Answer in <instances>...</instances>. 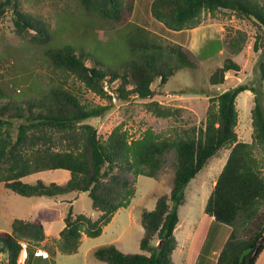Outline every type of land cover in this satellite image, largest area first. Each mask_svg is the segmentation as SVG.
I'll use <instances>...</instances> for the list:
<instances>
[{"label":"trees","instance_id":"16d2710c","mask_svg":"<svg viewBox=\"0 0 264 264\" xmlns=\"http://www.w3.org/2000/svg\"><path fill=\"white\" fill-rule=\"evenodd\" d=\"M77 3L89 17L87 22L82 21L87 26L94 19L100 27L126 28L123 39L127 55L116 65L102 59L92 42H84L78 48L54 43V31L26 12L20 0H0V22L12 10L16 34L27 44L43 47L45 59L60 73L56 84L32 94L0 86V98L5 99L0 104V183L27 198L65 199L72 192H86L98 217L75 214L68 199L64 226L59 232L61 251L74 253L83 234L92 238L101 235L117 210L129 206L135 189L130 187L127 175L157 177L164 165V155L172 150L175 164L169 193L159 197L153 209H144L140 214L144 232L139 248L143 253H125L115 244H105L93 253L106 264H172L171 255L178 246L175 229L185 202V190L220 149L229 148L204 212L238 230L253 226L254 232L242 237L231 231L215 264H256L264 251V226L260 218L264 174L254 154V148L264 154L263 89L242 83L211 97L205 121L199 127L174 129L170 134L146 128L133 137L121 122L102 137L87 120L103 114L107 105L83 102L77 90L66 86L67 78H74L101 99L111 98V94L123 100L148 99L146 106L151 114L177 119L182 112L180 107L150 100L151 86L156 80L165 85L179 70L194 69L196 63L183 45L165 42L161 36L130 22L135 0H77ZM220 10H229L250 21L257 31L253 49L264 50V0H152L150 4L151 15L174 31L196 28L203 15L214 16ZM77 25L82 38L91 34L90 28ZM227 37L229 46L240 51V41ZM259 68L263 84L264 60ZM238 70L236 63L226 59L210 74L209 84H223L225 72ZM244 91L254 95L250 143L239 141L236 132V98ZM47 170L68 171L69 179L63 184L25 181ZM51 218L49 214L47 219ZM42 221L38 216L14 218L8 231H0V264H20L22 242L26 244L22 264L40 261L41 255L36 254L45 239ZM247 248L250 252L239 263Z\"/></svg>","mask_w":264,"mask_h":264},{"label":"rangeland","instance_id":"374dc122","mask_svg":"<svg viewBox=\"0 0 264 264\" xmlns=\"http://www.w3.org/2000/svg\"><path fill=\"white\" fill-rule=\"evenodd\" d=\"M151 1L135 0L130 22L147 28L155 35L161 36L165 42L183 45L189 50L196 67L179 70L165 85H160L156 80L151 86L153 93L150 100L154 99L171 107H180L182 112L177 119L159 118L148 111L146 106L148 99L131 97L123 100L114 94H111V98L101 99L87 91L74 78H67L66 86L77 90L83 102L90 105H107L108 109L103 114L87 120L97 127L102 137H106L111 129L121 122L133 137H138L146 128L170 134L174 129L199 127L205 121L211 97L242 83H250L264 91V82L260 83L259 68L260 61L264 60V50L253 49L257 31L250 21L236 17L229 10H220L214 16L203 15L202 23L196 28L174 31L166 28L151 15ZM20 2L26 12L40 18L54 31V43L71 44L78 48L84 42H92L95 44L96 53L112 65H116L127 55L123 39L126 28L117 30L111 29L109 25L100 27L94 19H91L87 26L82 21L87 22L89 17L83 13L77 0H20ZM12 17V10H9L5 19L0 22V86L20 89L26 95L56 84L60 73L56 72L45 59L43 47H35L22 40L14 30ZM77 23L85 25L87 29L90 28L91 34L87 38H82ZM227 35L240 41V51H235V47L229 46ZM226 59L236 63L239 70L225 72L223 84L210 85L208 81L210 74ZM63 79L61 77V80ZM253 97L250 91H244L236 98L238 140L248 143L252 141ZM4 102L5 99L0 98V104ZM229 151V148H222L209 160L197 177L188 184L184 206L180 207L182 225L188 212L195 215L193 227L199 231L193 252L200 255L204 264L214 263V251L224 247L231 231L242 237L254 232L253 226L246 230H238L236 227L232 228L215 221L204 212L208 196ZM254 154L259 159L264 174V154L259 148H254ZM174 164L175 155L171 150L164 155V165L157 177L140 175L133 178L132 174H128L130 187L135 189L129 206L117 210L110 223L103 227L101 235L93 238L85 235L74 253L61 251L59 231L69 206L67 198L71 199L75 214L84 213L92 218L98 217V213L91 209V200L86 192H72L66 195V199L59 200L27 198L14 194L0 183V231H8L14 218L30 219L38 216L43 220L45 239L40 245L41 248H37L36 255H41L37 264H106L93 255L95 249L105 244H115L125 253H143L139 248V241L144 232L140 222L141 211L153 209L159 197L168 195L174 175ZM63 171L65 170L39 172L25 178V181L35 183L42 180L44 183L52 181L63 184L69 179H66L68 173L67 177L64 174L63 177L56 178L63 174ZM49 214L53 218L52 222L47 219ZM260 215L264 226V205L261 207ZM193 227L191 226L192 230ZM22 244L23 250L18 259L20 264L26 258L24 250L26 244L24 242ZM197 261L198 264H202L199 259ZM259 264H264V256Z\"/></svg>","mask_w":264,"mask_h":264},{"label":"crops","instance_id":"0c3cea01","mask_svg":"<svg viewBox=\"0 0 264 264\" xmlns=\"http://www.w3.org/2000/svg\"><path fill=\"white\" fill-rule=\"evenodd\" d=\"M67 173L69 174L68 171H63V174H61L60 176H56V178L63 177L64 174H66L65 176L67 177L68 176ZM68 178H69V176L66 179H68ZM54 180L56 181V179H54ZM49 182H52V181H49ZM66 198L67 197H65V199ZM50 199L59 200V199H64V198L59 197L56 199L55 198H50ZM67 199H69V198H67ZM180 216H181V213L179 210V222H178L177 227L175 229V236L178 240V246L173 251V253L171 255L172 264H198L197 259H199L202 262V264H204V262L200 259V255L193 252V247H194V244H195V241H196V238L198 235V231H199L195 228V226L193 227L195 215L193 212H188L187 217L183 219V225L181 224V221H180L181 217ZM48 221L52 222L53 218L48 219ZM43 224H44V222H43ZM63 226H64V223H63ZM63 226H62V228H63ZM191 226L193 227V230L191 229ZM84 236L85 235L83 234L80 238L79 247H80L81 241L83 240V238H85ZM220 250H217L216 252L214 251L215 254L213 253V255H214L215 259L213 258L214 259L213 264L216 263V259L219 255ZM263 256H264V251L262 252V254L259 257V260L257 261L256 264H259V262L263 258Z\"/></svg>","mask_w":264,"mask_h":264},{"label":"water","instance_id":"95a60500","mask_svg":"<svg viewBox=\"0 0 264 264\" xmlns=\"http://www.w3.org/2000/svg\"><path fill=\"white\" fill-rule=\"evenodd\" d=\"M249 252H250V248H247V249H245V250L241 253V255H240V257H239V263L242 262L243 257H244L246 254H248Z\"/></svg>","mask_w":264,"mask_h":264}]
</instances>
